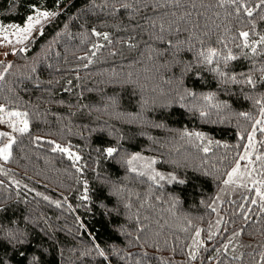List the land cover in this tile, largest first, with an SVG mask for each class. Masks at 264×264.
Returning <instances> with one entry per match:
<instances>
[{"label": "trees", "instance_id": "trees-1", "mask_svg": "<svg viewBox=\"0 0 264 264\" xmlns=\"http://www.w3.org/2000/svg\"><path fill=\"white\" fill-rule=\"evenodd\" d=\"M34 9L57 14L0 61V106L29 123L0 164V264H264V208L212 206L264 108V4L0 0V22ZM136 153L185 182L132 172Z\"/></svg>", "mask_w": 264, "mask_h": 264}, {"label": "rangeland", "instance_id": "rangeland-1", "mask_svg": "<svg viewBox=\"0 0 264 264\" xmlns=\"http://www.w3.org/2000/svg\"><path fill=\"white\" fill-rule=\"evenodd\" d=\"M39 11L43 12L46 10ZM47 12L52 13L53 15H50L47 19L41 17L40 23L36 24L33 30L27 34H18L16 29L11 27L12 25H17L20 28H25L27 25V20L23 24L0 22V27L7 29V32L0 31V61L5 59L9 53L23 48L32 38V36L36 33H39L43 27L57 14L56 11ZM35 15L36 11L31 16ZM25 35H27V38H24ZM0 107L4 109L3 106ZM11 112L22 113L21 111L15 109H4L3 112H0V133H7L6 136H0V148H3L9 143L12 144L13 138L15 139L16 134L19 133V131L13 129L12 125L15 124L17 128L22 127L23 125L21 124V121L26 119L25 116L10 117L9 113ZM262 113H264V108L262 109L257 121L249 129L245 145L236 164L230 170L223 184L219 188L212 205L214 208L219 206L224 200L233 199L237 196H252L253 201L256 203H259L260 205L264 203L261 197L257 195V189L264 193V114ZM198 142L202 147L205 146V143L201 139L198 140ZM246 153L247 158L241 159V157H245ZM134 156L143 157V159L133 161L132 165L129 166L130 168L135 167L137 169V173L143 172L145 173L144 176L148 177L149 179H151L150 177L157 172L165 177L173 176L159 172L154 164H150L151 161H155L153 157L140 153H136ZM5 163L6 161L0 157V164ZM237 165H239V171L233 176L232 181L229 182V176L233 174V170L237 168ZM154 182L161 184L168 181L165 179L159 182Z\"/></svg>", "mask_w": 264, "mask_h": 264}, {"label": "snow or ice", "instance_id": "snow-or-ice-1", "mask_svg": "<svg viewBox=\"0 0 264 264\" xmlns=\"http://www.w3.org/2000/svg\"><path fill=\"white\" fill-rule=\"evenodd\" d=\"M222 2H223V0H222ZM228 2L235 4V3H237V0H228ZM260 3L261 4H264V0H260ZM125 7H127V5H125ZM34 11H36V15L35 16H29L27 18V25H26L25 28H20L17 25H12L11 27L12 28H15L16 29V32L18 34L19 33L27 34V33H30L33 30V28L35 27L36 24H39L40 23V18L41 17H43L44 19H47L50 15H53L52 13H49L47 11L41 12L38 9H34ZM236 11L239 12L240 11V8L238 7L236 9ZM244 11L246 12V14L248 16H252L253 15L252 10L248 9L247 7L244 8ZM0 31L7 32V29H4V28L0 27ZM96 35H100V33H96ZM240 36H242L244 38V42L243 43H244V46L247 47L248 46L247 40H248L249 33L246 32V31L245 32H241L240 33ZM24 38H27V35H25ZM104 39H108L107 34L104 35ZM259 43L264 44V36H261L260 37ZM256 51H257L256 50V47H252V52L253 53H256ZM199 55L201 57H203V60H204V62L206 64H213L214 60L217 63H219V59H217V58L222 59L223 62L225 64H227L229 61L235 60L237 58L236 56H234L231 53V50H229L228 55L221 57V54L216 49H214V48H209L207 50V52H203L202 51V52L199 53ZM9 67H10V65H9ZM213 70L214 71H217V72H220L219 67H217V68H215ZM220 75L223 76L225 74L223 72H220ZM0 79H3V75L2 74H0ZM230 79L233 82H237L235 76L230 77ZM242 82L243 83H247V84L255 87V83L253 82V80L251 79V77H247L246 80H244ZM204 99L210 101V100L213 99V97L212 96H207ZM213 107H218V105H213ZM3 111H4V109L2 107H0V112H3ZM262 114H264V113H262ZM26 115H27L26 113H20V112H11V113H9V116L10 117H12V116L22 117V116H26ZM201 115L202 116H206L207 113L206 112H201ZM21 124L23 125L22 127L17 128L15 124H13L12 127H13L14 130L19 131L20 133L27 132L28 131V122H27V120L26 119L25 120H22L21 121ZM6 135H7V133H0V136H6ZM194 135H196L197 138H201V134H199V133H196ZM13 142H14V138H13ZM11 147H12V144L9 143V144L5 145L3 148H0V157H2L5 161H7L10 158V155H11V151H10L11 150ZM53 150L54 151L55 150H59L61 152H68V149L67 148H61L59 145H56V147ZM205 151H207V149H205ZM106 152H107V155L108 156H112L115 152H117V149L110 147V148H107L106 149ZM69 155H70V157L72 156L71 153H69ZM245 158H247V153L245 154V157H241V159H245ZM75 159L78 160L79 157L77 156V157H75ZM140 159H143V157L133 156V157H131V159L127 160L126 163L129 164V165H132L133 161L140 160ZM154 163H155V161H151L150 162V164H154ZM131 171L132 172H137V169L135 167H132L131 168ZM238 171H239V165H237V168L233 170V174L229 176V182L232 181L233 176ZM139 174L140 175H144L145 173L140 172ZM150 178L153 181H157V182L162 181V180H165V179H167V181L170 182V183L171 182H177V183H181L182 184V183L185 182L183 180H178L175 176L165 177V176H163L162 174H160L158 172L155 173L154 175H152ZM257 195H259L261 197L262 201H264V193L260 192L259 189H257ZM252 203H255V201H253ZM261 207H264V203H262ZM199 235H200V233L197 232L196 233V236L199 237ZM196 243H198V241H194V244H196ZM225 247H227V246H225ZM99 254L101 256H104L103 251H100ZM191 258L192 259H195L196 258L195 254H191ZM105 259H107V258L105 257Z\"/></svg>", "mask_w": 264, "mask_h": 264}]
</instances>
